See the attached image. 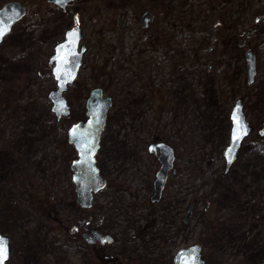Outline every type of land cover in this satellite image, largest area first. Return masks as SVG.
<instances>
[{
  "label": "rangeland",
  "instance_id": "1",
  "mask_svg": "<svg viewBox=\"0 0 264 264\" xmlns=\"http://www.w3.org/2000/svg\"><path fill=\"white\" fill-rule=\"evenodd\" d=\"M14 1L28 13L0 44V231L11 240L7 264H95L82 241L94 226L115 236L99 264H174L178 248L194 243L202 245L206 264H264V0H76L67 12L47 0H0V7ZM145 10L156 14L148 28L140 26ZM76 20L88 51L66 94L70 115L57 121L48 60ZM248 49L257 57L253 84ZM96 86L113 99L98 156L110 185L86 212L74 202L76 150L68 129L86 120ZM237 99L256 131L226 174L221 153ZM156 136L179 152L180 164L185 160V199L161 200L153 210L147 200H115L129 195L118 183L133 168L130 158ZM192 187L195 200H188ZM192 201L196 210L184 223Z\"/></svg>",
  "mask_w": 264,
  "mask_h": 264
},
{
  "label": "water",
  "instance_id": "2",
  "mask_svg": "<svg viewBox=\"0 0 264 264\" xmlns=\"http://www.w3.org/2000/svg\"><path fill=\"white\" fill-rule=\"evenodd\" d=\"M74 0H49L50 3L64 10ZM27 13L26 5L21 2H7L0 7V29H6L4 35L0 37V43L4 37L11 31L13 26L22 20ZM154 14L146 10L140 17V25L147 28L154 21ZM84 36L80 24H75L65 31L62 40L54 46V53L50 57L51 73L56 82V88L49 93V99L52 102L51 111L55 114L57 121L70 115V106L68 105L66 93L79 76L80 69L83 65L84 55L87 52L85 44L80 45ZM247 62V81L253 84L257 76V57L252 49L245 53ZM113 100L111 97H105L104 91L100 87L92 89L87 100L86 120L74 123L68 130V140L77 152V158L73 161L71 169L73 170V181L77 192V201L84 209L90 208L93 203V193L98 192L106 186V180L100 174L97 166L96 155L100 149L102 133L107 122L108 112L112 107ZM239 126L237 124V119ZM231 135L229 144L223 150L222 154L226 160V169L229 170L235 160L243 141L247 138L252 127L250 121L244 112L242 99H237L231 110ZM239 127V132L237 129ZM263 134V130H261ZM238 134V139L235 138ZM160 147L161 149V167L157 173L155 182V193L151 202H158L162 196L167 176L173 167L174 151L171 146L165 142L152 145V148ZM195 203H190L184 221L188 222L195 211ZM83 237L93 244L96 239H100L101 244L113 243L111 235H104L98 230L91 233H84ZM0 239L6 244V256L2 264H7L10 257L9 238L0 232ZM201 246L193 244L183 248L175 257L176 264H205L201 259Z\"/></svg>",
  "mask_w": 264,
  "mask_h": 264
},
{
  "label": "flooded vegetation",
  "instance_id": "3",
  "mask_svg": "<svg viewBox=\"0 0 264 264\" xmlns=\"http://www.w3.org/2000/svg\"><path fill=\"white\" fill-rule=\"evenodd\" d=\"M75 1L76 0H74L65 11H61V12L69 11L70 7H72V5L74 4ZM49 5L52 8L58 10V8L56 6H54L50 3H49ZM76 13L78 14L79 11H76ZM155 18H156V14H155ZM70 27H68V28H70ZM82 32L85 33L83 27H82ZM63 36H64V33H63ZM63 36H62V38H63ZM84 41H86V36H85ZM251 125H252V123H251ZM252 127H253L252 133H254V131H256V130H255L253 125H252ZM161 141H165V142L169 143L166 139H164V137L156 136V137L149 138L148 141L144 144V149L142 150V152L139 155H133L130 158V164L133 165V168L129 169L126 172V175L122 179L123 182L118 183L119 185L125 186L127 188L129 195L126 197L116 198L115 200H147V205L149 206V209L153 210V208L157 204H159L161 202V200H165V199L166 200H184L185 199L184 191H183L184 186H185V181H186V179H185L186 178V176H185L186 166L184 164L185 160L183 159L182 164H180L182 158H181L179 152H177V150L174 148L175 149V152H174L175 158H174L173 167L168 173L167 182H166L165 188L163 190L162 196L159 199L160 201L158 203H155V204L150 203V200H152L153 195L155 193V182H156V178H157V172H158L159 167L161 165V161L159 158V156L161 154L160 147L151 149L150 146L154 143H158ZM170 145H172V144H170ZM242 147H243V145H242ZM98 156H99V154H98ZM238 158H239V154H238ZM238 158L235 161V163L238 161ZM235 163H234V165H235ZM155 168H156V170H155ZM230 170L231 169H229L225 173L228 174V172ZM225 176H227V175H225ZM106 180H107V186H109L110 183H109V179L107 177H106ZM187 181H188L189 187L193 186V184H194V159H192L190 162H188ZM171 186L174 188V190L170 193L169 188ZM145 188H147V189L145 190ZM139 190H141V191H139ZM180 190H182L181 193H180ZM97 196H95V197H97ZM102 199L111 200V198H109V197H107V199L102 197ZM188 200H195V194H194V188L193 187L191 188V193H189ZM74 202L76 203V200ZM152 215L157 217V213H155V212ZM190 221H191V219L188 221V223ZM94 228H95V226L90 228V230H86V231H91ZM95 229H99V231H101L104 234H112L113 235V233L109 232L108 230H103L100 228H95ZM114 238H115V236H114ZM82 241L86 242L84 239ZM98 242L99 241L96 240V242L94 244H88L87 242L85 244L86 247L88 248V250L91 251V255L93 254V256L91 258L95 264H99L102 259L107 258L106 257L107 256L106 251L109 249V247L107 245H101ZM185 246H187V245H185ZM179 248H181V247H179ZM99 253H101V256L99 255ZM202 256L204 258L203 253H202ZM204 262L206 264V258H204ZM174 264H175V262H174Z\"/></svg>",
  "mask_w": 264,
  "mask_h": 264
},
{
  "label": "snow or ice",
  "instance_id": "4",
  "mask_svg": "<svg viewBox=\"0 0 264 264\" xmlns=\"http://www.w3.org/2000/svg\"><path fill=\"white\" fill-rule=\"evenodd\" d=\"M6 31V29H0V37H2L4 35V32ZM234 119H237L236 117H234ZM237 124L239 126V121L237 119ZM239 132V127L237 129V133ZM238 139V134L236 135V137ZM6 256V244L5 242L0 239V264H2L3 262V259L5 258Z\"/></svg>",
  "mask_w": 264,
  "mask_h": 264
},
{
  "label": "trees",
  "instance_id": "5",
  "mask_svg": "<svg viewBox=\"0 0 264 264\" xmlns=\"http://www.w3.org/2000/svg\"><path fill=\"white\" fill-rule=\"evenodd\" d=\"M132 18L137 21V16L136 17H132ZM156 38L158 40L159 36H157ZM106 262L107 263H111V264H119V263H116L114 260H112L111 262H108V261H106Z\"/></svg>",
  "mask_w": 264,
  "mask_h": 264
}]
</instances>
